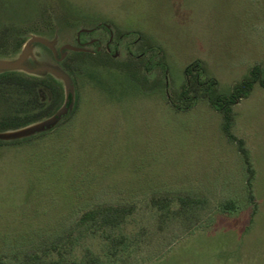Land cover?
I'll use <instances>...</instances> for the list:
<instances>
[{"label":"rangeland","instance_id":"1","mask_svg":"<svg viewBox=\"0 0 264 264\" xmlns=\"http://www.w3.org/2000/svg\"><path fill=\"white\" fill-rule=\"evenodd\" d=\"M98 23L160 51V87L85 63L71 75L74 105L64 120L30 142L0 148V264H26L33 251L36 264H264V89L233 107L230 130L250 155L256 208L220 113L204 99L176 110L166 97L197 60L222 94L264 65V0H0V29L34 27L27 39L54 41L56 54L74 44L77 30ZM32 51L31 66L58 64L43 45ZM188 192L203 195L206 209L182 215L173 202L159 223L152 197ZM225 201L236 208L224 210ZM100 204H130L134 213L120 227L75 233L72 245L63 238L52 249Z\"/></svg>","mask_w":264,"mask_h":264},{"label":"trees","instance_id":"2","mask_svg":"<svg viewBox=\"0 0 264 264\" xmlns=\"http://www.w3.org/2000/svg\"><path fill=\"white\" fill-rule=\"evenodd\" d=\"M17 27H3L1 36L7 43L14 35ZM0 36V37H1ZM2 39V38H1ZM0 39V40H1ZM18 51L15 48L12 52H1L0 55H10ZM74 58V59H73ZM72 62L65 63L63 67L69 73L77 77L79 71H83L81 66L82 57L74 55ZM80 62V63H79ZM184 75L186 80L181 86L182 93L185 95H194V98L186 102V107L182 110L191 108L199 99L207 101L208 105L219 112L222 118V131L225 136L237 144V149L241 154L245 166V187L247 199L254 208V176L255 171L252 167L250 155L244 147L241 140L236 139L231 133V127L234 119L233 107L241 100L246 99L255 87L264 89V65L252 66L247 74L237 83H235L227 94H222L217 89L216 80L209 77L200 61H194L189 64ZM90 79H93L91 73H87ZM46 92V99H42L40 92ZM63 95L61 86L51 77L35 78L24 76L15 72L0 75V131L14 129L31 122L37 121L53 114L62 104ZM76 108L74 109V112ZM30 142L31 139L24 140ZM2 143L0 148L20 145L22 142ZM173 202L178 203L179 214L187 215L198 213L206 209L207 199L196 193H181L176 196L161 195L151 199V205L158 212L159 223L165 224L170 218V207ZM222 208L226 211H233L236 207L232 201L222 203ZM134 213V206L130 204H100L82 212L75 220L74 224L64 231L62 238H57L51 242L52 249H56L58 242L65 239L72 245V236L75 233L93 232L96 229L105 230L107 228H116L124 224L128 217ZM121 239H111L114 246L122 243ZM26 264H36L40 257L34 251L24 255ZM96 262L95 258L91 259Z\"/></svg>","mask_w":264,"mask_h":264},{"label":"flooded vegetation","instance_id":"3","mask_svg":"<svg viewBox=\"0 0 264 264\" xmlns=\"http://www.w3.org/2000/svg\"><path fill=\"white\" fill-rule=\"evenodd\" d=\"M40 20L45 22L44 24H47L48 29L53 28L51 17H40ZM1 28L0 36L3 27ZM16 29L14 35L11 36L7 43L3 36L0 37V39L2 38L0 40V53L5 51L12 52L15 48H18L19 50L28 40L27 35L29 32H32L36 28L31 27L26 29L24 25H21ZM70 46L76 47L78 51H68L62 65L65 63L74 64L73 57L74 55H78L84 59L81 66L87 63L85 65L106 68L129 76L134 74L135 78L133 79H136L139 84H143L144 88L153 85L155 86L156 84L160 87L159 82L161 77H163L162 67L164 65L157 56V54H160V51L143 43L139 36L134 37L133 35L130 36L128 33H117L108 24L98 23L93 27H83L77 30L74 37V44ZM60 48L55 56L50 51L52 57L56 61L60 58L62 53L66 52L65 49L60 50ZM121 57H124L123 62H120ZM151 76L152 79H154L152 83H150ZM184 79L186 80L185 75ZM149 89L151 88H148L147 90ZM40 94L42 99H46L45 91L42 90ZM166 97L168 103L173 108L176 110H182L186 107V102L189 101V99L194 98V95L183 94L182 88L180 87L177 92L170 91L169 94L166 92Z\"/></svg>","mask_w":264,"mask_h":264},{"label":"water","instance_id":"4","mask_svg":"<svg viewBox=\"0 0 264 264\" xmlns=\"http://www.w3.org/2000/svg\"><path fill=\"white\" fill-rule=\"evenodd\" d=\"M38 43L49 49L53 55H56L55 42H49L44 37L32 34L24 45L14 54L0 55V75L5 73L15 72L28 77L45 78L51 77L56 81L62 89L63 100L60 107L51 115L31 122L27 125L0 131V142L13 143L21 142L35 136L45 134L53 130L64 120V118L73 110V99L75 94L74 82L71 74L66 70L62 62L68 54V51H78L76 47L70 45H63L60 50L65 49L57 60V65H50L46 63H36L31 66L29 60L34 59L32 46ZM39 58V54H36Z\"/></svg>","mask_w":264,"mask_h":264}]
</instances>
